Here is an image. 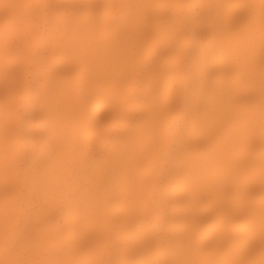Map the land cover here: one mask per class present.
Returning a JSON list of instances; mask_svg holds the SVG:
<instances>
[{"label": "bare ground", "instance_id": "6f19581e", "mask_svg": "<svg viewBox=\"0 0 264 264\" xmlns=\"http://www.w3.org/2000/svg\"><path fill=\"white\" fill-rule=\"evenodd\" d=\"M0 264H264V0H0Z\"/></svg>", "mask_w": 264, "mask_h": 264}]
</instances>
